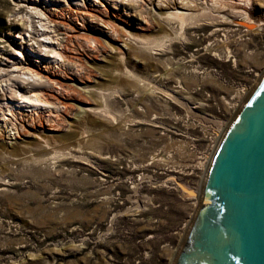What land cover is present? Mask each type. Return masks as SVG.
I'll list each match as a JSON object with an SVG mask.
<instances>
[{
	"label": "rangeland",
	"instance_id": "obj_1",
	"mask_svg": "<svg viewBox=\"0 0 264 264\" xmlns=\"http://www.w3.org/2000/svg\"><path fill=\"white\" fill-rule=\"evenodd\" d=\"M19 3L30 0H0V64L20 30L11 15L28 14ZM209 7L183 35L175 23L137 29L148 46L162 33L173 38L164 47L131 46L122 62L109 47L93 53L71 43L66 56L80 72L47 89L55 97L49 114L61 122L48 143L36 136L53 119L42 132L22 114L0 123V264H172L200 197L208 115L226 126L242 101L234 94L247 93L264 71V27L256 26L264 5H251L252 28L228 7ZM86 13L73 16L82 29L60 20L59 35L69 23L92 36ZM111 70L122 74L109 77ZM79 81L96 90L76 89ZM77 92L92 106L107 92L100 107L115 118L64 110Z\"/></svg>",
	"mask_w": 264,
	"mask_h": 264
},
{
	"label": "bare ground",
	"instance_id": "obj_2",
	"mask_svg": "<svg viewBox=\"0 0 264 264\" xmlns=\"http://www.w3.org/2000/svg\"><path fill=\"white\" fill-rule=\"evenodd\" d=\"M208 4L209 9L212 10L218 11L222 7L234 10L233 13L245 19L242 24L252 28L255 22L248 15L251 5H264V0H30V3L27 4H17V9L18 7H25L28 14L22 15L20 12H13L11 15V23L20 21V24L17 23L20 30L16 36L15 47L6 54L5 62L2 63L4 65L0 64V123L6 124L11 121L10 119L15 114H22L30 121L29 126L32 128L39 127L38 132H42L41 128H43L42 125L45 124V120L53 119L54 122L50 124L52 127L45 124L48 132L44 133L43 131L36 136L37 140L48 143L47 136H57L56 127L61 122L59 117H52L49 114L50 109H53L51 99L55 97L51 93L48 94L47 89L52 88L53 81H60L59 78L66 77L68 71L75 76H78L80 72L77 69L78 65L74 64L69 56H66L71 43L76 46L77 50L87 48L93 53L102 51L105 46L109 47L114 51L118 60L122 62L131 46H137L140 49L151 48L152 45L164 47L173 38L167 35V32L162 33L163 35L159 33L161 36H158L157 39L152 37L153 43L148 46L147 37L143 36L137 29L149 31L157 24L161 30H164L166 26L174 30L173 23H175L178 29L177 33L183 35L186 26L196 24V21L198 23L201 14L206 11L201 9L203 11L200 12V8L208 7ZM134 7L137 9L134 10ZM222 9L224 10V8ZM91 10L93 12H90ZM85 11L87 12L85 14L87 23L92 28V36H80L75 31V27L82 29L84 25L78 23V18L73 16L77 12ZM212 13L210 11L211 15ZM134 14L139 16L135 23L132 22L135 18ZM106 15H110L111 20H105L103 17ZM201 17L203 18V16ZM116 19L120 20L117 25L115 24ZM60 20H67L75 25L74 27L69 23L64 24L65 31L69 34L62 33V36L59 35L57 26ZM256 26L257 28L264 27V21L259 20ZM100 36L104 38V41L101 40ZM177 39L179 38L177 37ZM117 41H121L122 45L115 44ZM89 73L90 71L87 70L86 78L89 77ZM123 73L127 77L133 75L127 68ZM121 74L117 70L108 72L109 77ZM73 86L90 95L96 90L90 84H84L80 81L74 82ZM65 88L66 92L73 89L70 85H66ZM98 92L101 95L100 89ZM63 94L66 96L65 93ZM77 94L79 97L75 98L78 102L67 103L64 110L76 106L79 116L92 113L104 117L106 116L104 113L107 112L106 117L110 118L111 113L103 111L100 107L105 106L107 92L103 93L101 105L97 104L96 106L90 105L78 92ZM66 98L69 99L68 96ZM96 100L95 98L94 101ZM58 108L60 109V107ZM61 113L59 112L58 115ZM187 190L190 191V189ZM198 193L199 190L197 196L200 195Z\"/></svg>",
	"mask_w": 264,
	"mask_h": 264
},
{
	"label": "water",
	"instance_id": "obj_3",
	"mask_svg": "<svg viewBox=\"0 0 264 264\" xmlns=\"http://www.w3.org/2000/svg\"><path fill=\"white\" fill-rule=\"evenodd\" d=\"M172 264H264V71L214 146Z\"/></svg>",
	"mask_w": 264,
	"mask_h": 264
},
{
	"label": "built area",
	"instance_id": "obj_4",
	"mask_svg": "<svg viewBox=\"0 0 264 264\" xmlns=\"http://www.w3.org/2000/svg\"><path fill=\"white\" fill-rule=\"evenodd\" d=\"M248 90L243 88L240 92H236V94H234V97L236 98L237 101H239L240 99H242L245 94L246 91ZM225 127V124L223 122H218V120H214L212 118L211 115H208V125L205 126V131H203V135H202V151L199 153L200 154V159H201V164H202V168H204L208 161L209 158L211 156V153L214 149V146L220 136V134L222 133L223 128ZM200 139V138H199ZM203 170V169H202Z\"/></svg>",
	"mask_w": 264,
	"mask_h": 264
}]
</instances>
